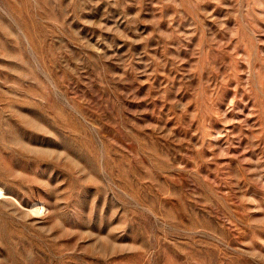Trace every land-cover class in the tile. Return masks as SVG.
<instances>
[{"label":"rangeland","instance_id":"obj_1","mask_svg":"<svg viewBox=\"0 0 264 264\" xmlns=\"http://www.w3.org/2000/svg\"><path fill=\"white\" fill-rule=\"evenodd\" d=\"M0 264H264V0H0Z\"/></svg>","mask_w":264,"mask_h":264}]
</instances>
